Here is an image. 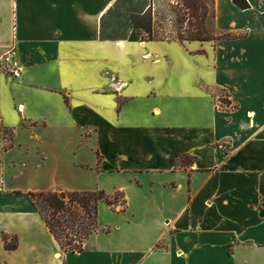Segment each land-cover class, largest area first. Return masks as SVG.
Instances as JSON below:
<instances>
[{"label": "crops", "instance_id": "0c3cea01", "mask_svg": "<svg viewBox=\"0 0 264 264\" xmlns=\"http://www.w3.org/2000/svg\"><path fill=\"white\" fill-rule=\"evenodd\" d=\"M246 1L213 0L214 39L181 44L103 38L118 0H0V264H264V0ZM95 189L126 209L63 252L29 193Z\"/></svg>", "mask_w": 264, "mask_h": 264}, {"label": "trees", "instance_id": "16d2710c", "mask_svg": "<svg viewBox=\"0 0 264 264\" xmlns=\"http://www.w3.org/2000/svg\"><path fill=\"white\" fill-rule=\"evenodd\" d=\"M120 1L118 0L115 4V10ZM180 2L177 3L178 8L172 12L177 22L174 37L155 36L153 7L149 4L141 11L133 10L128 13L125 35L121 38L129 42L171 40L181 44L213 40V0H181ZM232 2L241 10L250 8L246 0H232ZM111 22L108 23V27L111 26ZM101 23L105 28V16L102 17ZM184 24L186 26L183 28ZM108 37L109 35H103V38ZM222 38H229V36ZM29 196L63 252L83 251L84 241L96 232L100 205L104 204L115 210L114 201L121 200L120 212L126 209V199L121 193L109 196L100 189L81 192H36L29 193ZM2 241L7 251L17 249L16 237L3 234Z\"/></svg>", "mask_w": 264, "mask_h": 264}, {"label": "rangeland", "instance_id": "374dc122", "mask_svg": "<svg viewBox=\"0 0 264 264\" xmlns=\"http://www.w3.org/2000/svg\"><path fill=\"white\" fill-rule=\"evenodd\" d=\"M181 0H121L118 4V8L113 13V22L104 32L105 35L110 37H122L125 35V23H127L128 13L130 11H141L149 4L153 7L154 14V27L156 37H174L177 28L176 17L172 13L174 9H177V3H181ZM212 1V0H208ZM183 28L186 26L182 25ZM111 31V32H110ZM220 93V92H219ZM73 131V129H72ZM7 133V132H6ZM101 190V189H100ZM106 193V192H105ZM114 208L116 210H122L121 200L114 201ZM101 206V205H100ZM107 211V210H106ZM100 214V210H99ZM106 216L109 217L108 212ZM102 214L98 215V222L96 229L98 230L100 225L107 221V217Z\"/></svg>", "mask_w": 264, "mask_h": 264}, {"label": "built area", "instance_id": "2783aa9c", "mask_svg": "<svg viewBox=\"0 0 264 264\" xmlns=\"http://www.w3.org/2000/svg\"><path fill=\"white\" fill-rule=\"evenodd\" d=\"M15 52L14 51H10L9 53H7V55H5L2 59L1 62L2 64H8L10 63L11 60H13L15 58ZM17 73V72H16Z\"/></svg>", "mask_w": 264, "mask_h": 264}]
</instances>
